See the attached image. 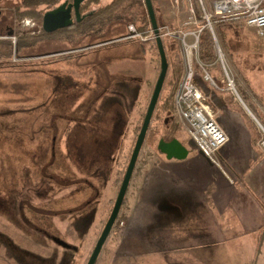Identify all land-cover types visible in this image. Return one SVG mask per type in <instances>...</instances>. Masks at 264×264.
<instances>
[{
	"label": "rangeland",
	"instance_id": "rangeland-1",
	"mask_svg": "<svg viewBox=\"0 0 264 264\" xmlns=\"http://www.w3.org/2000/svg\"><path fill=\"white\" fill-rule=\"evenodd\" d=\"M28 1L0 0L4 26L17 31L20 37L31 36L40 25L31 18L15 22L14 10L24 12L31 8L43 12L45 9L33 7ZM153 7L163 18V24L183 31L192 29L183 26L188 17L185 0H156ZM178 14V24L172 23ZM214 32L235 90L255 119L229 95H221L206 83L201 88L217 120L236 134L238 143L242 144L247 136H257L260 141L264 134V40L243 24L227 23L217 26ZM5 33L0 32L5 37L3 40L11 41L12 55L5 60L0 58V130L3 132L0 138V264H86L112 209L142 124L160 70L158 54L147 53L142 58L146 59L140 72L123 69L121 65L126 66L128 61L120 62L121 65L112 63L113 56L139 55L138 40L94 49L87 46L90 50L56 59H23V56L70 47L54 40L41 41L31 48L17 50L15 55L16 37H7ZM165 41L175 45L180 58V79L183 60L178 42ZM166 56L168 70L157 110L140 150L118 223L106 239L96 264H264V228L239 226L246 218L260 214L264 196H247L248 179L235 177L230 168L224 170L218 162L205 169L203 182L208 183L212 175L217 182L213 199L225 221L220 224L228 225L220 228V243L205 242L208 227L213 223L219 225L203 212L202 207L210 206L208 203L195 207L184 197L162 198L160 204L166 205L167 211L159 207L151 213L167 187L173 186L170 173L164 171L169 161L156 148L160 139L170 140L169 130L174 129L171 115L163 107L176 71L171 52ZM116 71L125 74V80L131 77L134 81L118 80ZM197 80L195 74L194 81ZM111 82H114L112 86ZM108 87L107 94L101 92ZM96 98L99 101H94ZM217 104H223L222 109ZM105 107L109 115L106 121L103 117L97 124L96 117L104 115ZM95 108L98 109L91 119L85 111L93 112ZM4 125H10L7 131L15 126L20 131L7 132ZM179 125L173 138L189 150V157L198 154L204 158L194 150ZM232 145L226 155L236 150L235 144ZM104 158L107 182L102 183L99 200L93 201L87 212H70L81 208L93 194L80 181L88 179L96 187L101 178L97 176L95 180L92 172L96 169L88 170L84 166L92 161V165L101 169ZM173 167L180 180L195 181L192 173L185 172L183 167ZM184 172L188 175L184 176ZM243 188L247 190L242 192ZM175 204L178 207L171 206ZM167 227L177 231L167 232Z\"/></svg>",
	"mask_w": 264,
	"mask_h": 264
},
{
	"label": "built area",
	"instance_id": "built-area-1",
	"mask_svg": "<svg viewBox=\"0 0 264 264\" xmlns=\"http://www.w3.org/2000/svg\"><path fill=\"white\" fill-rule=\"evenodd\" d=\"M185 4L188 17L183 26H190V31H183L179 27L173 29L167 24L159 27L162 39L177 40L183 60V72L173 98L174 111L195 150L208 161L215 162L217 153L228 143L229 138L218 124L212 107L207 102V94L197 81H194V77L196 74L200 82L206 83L210 89L221 95H229L253 118L248 109L234 96L238 93L232 75L224 64L214 31L217 26L227 23L243 24L252 29L257 38L264 40V0H185ZM127 29L128 36L123 39L138 40L142 43L155 41L150 27L147 33L138 32L132 24L128 25ZM189 38L193 39L192 43ZM205 42L211 44L212 54L205 51ZM192 60H195L194 64ZM222 65L228 73V79L223 78ZM258 142L264 154V134Z\"/></svg>",
	"mask_w": 264,
	"mask_h": 264
},
{
	"label": "crops",
	"instance_id": "crops-1",
	"mask_svg": "<svg viewBox=\"0 0 264 264\" xmlns=\"http://www.w3.org/2000/svg\"><path fill=\"white\" fill-rule=\"evenodd\" d=\"M111 1H113V0H100V4H102V6H105V5L109 4ZM177 16L175 18H173L172 23L178 24L179 14ZM162 20H163V18H162ZM164 20L166 22H168L166 19H164ZM165 21H164V23H166ZM127 41H130V40H126L123 38L115 39V40L108 42V43H105V44H98V45H93V46L91 45V46H89V48L94 49V48H99V47H106V46H109L112 44H118V43L127 42ZM140 43H142V42H140ZM89 48H86V49L90 50ZM73 54H76V53H72L71 55H73ZM145 55L141 51V53L139 55H136V56H131V55H129V56H127V55L113 56V62L112 63L114 64L116 62H119V64L121 65L120 62L128 61L126 66L121 65V67L123 69H125V70L129 69L132 71L140 72L141 66L142 67L145 66L144 63H145L146 58L142 59ZM146 57H147V55H146ZM84 69H85V67H84ZM115 76H118V80H120L122 82L134 81L133 80L134 78H131V77H130V79L125 80L126 75L122 74V72L120 73V71H116ZM113 80H114V78H113ZM197 82H199L198 84L201 88V85H203L202 82H200L199 80H197ZM96 83H98V82H96ZM113 83L114 82L110 83L111 86ZM110 87H108L107 89L105 88L101 92H104L107 94V91L110 89ZM207 93H208V91H207ZM94 101H99V98L94 99ZM221 105L223 106V104H221ZM221 105L219 104V106H218V104H217L219 109L221 108ZM106 108L107 107H105V109H104L105 112H104L103 116L97 115V117H96L97 124H100L103 117L105 118L104 121H106V118L108 117L107 115H109L106 112L107 111ZM97 109L98 108H95L93 112L92 111H89V112L85 111V112L88 113V115H91L92 116L91 119H92L96 113L95 110H97ZM218 124L227 133L229 141L217 153V155H216L217 161L210 162L207 159L202 158L201 156L199 157L198 154L194 157L188 156L183 161H173V160L169 161V163H167L168 165H166V168L164 171L170 173V178L172 180L173 186L170 185L169 187H167L166 191L164 192L163 197H161L157 201V203L153 206V209L151 210V213H154V212H156V210L159 207H161V211H167V206L160 204L162 198L172 200V199L177 198V197H184L185 199L189 200V202L194 203L195 207H198L199 203H201V205L208 203L210 206L206 207V205H204V208L202 207V209H204L203 212H205V214L208 215L209 219L212 222H218L219 223V225H217L216 223H213L212 226L208 227V231L206 232V234H204V235H207V239L205 240V242H209V243H220V235H221L220 228L226 227L228 225L220 224L221 222H225V221L221 217L220 210H219L217 203H216L217 201L215 199H213L214 186L217 185V182L213 178V175L211 177H209L210 180L208 183L206 182V184H204V182H203L204 175H205L204 171L206 168H210V167H212V165L214 166V164H216L218 162L219 164H221L224 167V170H226L225 167L230 168V170H232V172L234 173L235 177H237L239 179L245 177L248 179V181H249V191L248 192L249 193H248V195L246 194L247 196H254V197L264 196V154H263V152H262V150L258 144V137L257 136H247L248 138H244L243 143L240 144V143H238V140L236 139V134H234L232 130L228 129L227 126L223 122L218 121ZM9 126L10 125H8V126L4 125L6 131H7V128ZM14 131H20V130L18 129V127L15 126L11 131H7V132H14ZM232 143L235 144L236 150H234L233 153L228 152V154L226 155L225 152L230 150V148H233V145L230 146V144H232ZM228 145L230 146L229 148H228ZM233 155H236V156H233ZM173 166H181L184 168L185 172L192 173L191 176H194L195 181L193 182L192 179H184V180L181 179L180 180L181 177L178 176L179 174L177 173L175 167H173ZM187 170H189V171H187ZM208 171H209V169H208ZM185 172L183 175L184 176L188 175ZM237 178H235V179H237ZM197 189H199V192H197L198 191ZM244 190H247V189L243 188L241 191L243 192ZM260 190H263V191H260ZM242 192L240 195H242ZM196 195H200V196H202V198L197 199L195 197ZM244 195H245V193H244ZM262 204H263V206H261L262 212L260 211L259 215H256V217L252 216L251 219L246 218L244 223H241L239 226H241L243 228H264V203L261 202V205ZM176 205H178V204L171 205V206L178 207ZM231 220H233V219H231ZM228 222H229V220H227V223ZM166 231L167 232H176L177 229H171V228L167 227ZM222 242H224V241H222ZM182 264H183V262H182Z\"/></svg>",
	"mask_w": 264,
	"mask_h": 264
},
{
	"label": "trees",
	"instance_id": "trees-1",
	"mask_svg": "<svg viewBox=\"0 0 264 264\" xmlns=\"http://www.w3.org/2000/svg\"><path fill=\"white\" fill-rule=\"evenodd\" d=\"M151 1L153 5H155L156 0ZM28 3L31 6L33 5V7L44 6L45 9L43 12L31 8H28V10L24 12H19V10L16 9L12 13L14 21L20 22L24 18H31L37 20L39 22V25H41L43 14L46 11L57 7L61 3V0H30L28 1ZM80 13L81 15L85 16L80 22H74L71 26L58 30L55 33L46 34L42 31V35L39 36L37 35L34 37H27L25 35L24 37H20L19 33L14 30L11 36L16 37L17 50L19 51L20 49L26 47L31 48L41 41L48 40H55L61 44L69 46L70 48H79L86 45L93 46L108 43L115 39H121L128 36L127 26L130 24L134 25L136 30L141 33H147L150 27L143 0H113L105 6H102V4H100V0H85L80 6ZM155 15L158 26L161 27L162 25H164L162 18L156 11ZM0 37H3V35H0ZM130 41L132 40L130 39ZM24 42H27L28 44ZM140 46L141 51L144 55H147V53H149L150 51L157 52L155 43H148L147 46H144L143 43H140ZM163 46L165 53H167L168 51L171 52V56H173V61L175 62L174 70H176L175 76H173L175 80L172 83L171 92L166 98V102L163 104L164 111L171 115V127L174 128L173 130H169V132H172L170 134L171 137L169 138L171 139L174 137L175 131L179 129L178 125L180 124L177 116L175 115L173 103L174 93L179 81L180 58L176 52L175 45L169 44L165 41V39H163ZM204 46L205 51L211 52L212 54L211 44L205 42ZM11 55V41L7 39L0 40V58L5 60L10 58ZM142 68L143 67L141 66L140 69L142 70ZM195 69L197 70L196 66ZM157 107L158 105H156L153 117L155 115ZM153 117L151 120H153ZM2 133V130H0L1 139ZM262 240H264V238Z\"/></svg>",
	"mask_w": 264,
	"mask_h": 264
},
{
	"label": "water",
	"instance_id": "water-1",
	"mask_svg": "<svg viewBox=\"0 0 264 264\" xmlns=\"http://www.w3.org/2000/svg\"><path fill=\"white\" fill-rule=\"evenodd\" d=\"M85 0H65L63 3L57 7L46 11L42 16L41 28L46 34L54 33L58 30L67 28L71 26L74 22H80L85 16L80 13V6ZM146 14L150 23V28L155 37L156 51L159 57V74L155 82L151 97L149 99L142 124L140 126L139 132L136 136V140L130 154V158L125 169L117 196L114 201V205L110 212V215L95 243V246L86 262V264H96L98 256L102 250V247L108 238L114 223L120 212V208L124 202V198L134 172L140 150L142 148L144 139L146 137L147 131L151 119L153 117L166 75L168 70L167 56L163 46V39L160 36L159 26L156 20L155 9L151 0H143ZM1 13V12H0ZM255 119V118H254ZM257 121V120H256ZM259 124V123H258ZM192 147L193 143L190 142ZM157 151L164 155L165 159L168 161L176 160L183 161L189 155V150L176 138L166 141L160 139L157 143Z\"/></svg>",
	"mask_w": 264,
	"mask_h": 264
},
{
	"label": "flooded vegetation",
	"instance_id": "flooded-vegetation-1",
	"mask_svg": "<svg viewBox=\"0 0 264 264\" xmlns=\"http://www.w3.org/2000/svg\"><path fill=\"white\" fill-rule=\"evenodd\" d=\"M70 2V1H69ZM63 3V2H62ZM0 32L1 31H4V32H6L5 34H6V36L7 37H9V36H11L12 35V33H13V29L12 28H10V27H8V26H4V24H3V21H4V16L3 17H1L2 16V10L0 9ZM41 21H42V19H41ZM38 32V33H37ZM36 33L35 32H32L30 35L32 36V37H34V36H39V35H42L41 34V32H42V28H41V25H40V28H39V30L37 31ZM55 33V32H54ZM0 35H2V34H0ZM1 39H5V37L3 36V37H0ZM48 41H51V40H48ZM55 41V40H54ZM43 42H45V41H43ZM42 42V43H43ZM16 47H17V45H15L14 47H13V54H15V55H17L16 54V51H17V49H16ZM87 45L86 46H81V47H79V48H70V49H65V50H59V51H54V52H49V53H46V54H33V55H28V56H23L24 58L23 59H32V58H36L37 60H41V59H56V58H61V57H63V56H66V55H69V53H79V52H84V51H86L87 49ZM20 60H22V57L20 58L19 56H17ZM36 61V60H35ZM106 159L104 158L103 159V166H100L101 167V169L100 168H98V166H96V165H92V161H89L84 167L85 168H88V170H91L92 168L93 169H96V172H92L93 173V175H94V177H95V180H96V177L97 176H100L101 178L98 180L99 181V184L95 187L94 185H93V183L91 182V181H89L88 179H82L80 182H83L84 183V185H86L89 189H91L92 190V192H93V194L92 195H90L89 197H88V199L82 204V207L81 208H73V209H70L69 211L71 212V211H76V212H87V210H89V208L93 205V201H94V203H95V201L98 199L99 200V198L98 197H100V195H101V189H102V183H106L107 181H106V174H105V172H104V170L103 169H106L107 167H106V165H105V163H106V161H105ZM172 161V160H171ZM173 161H176V160H173ZM123 178V177H122ZM121 181H122V179H121ZM121 181H120V184H121ZM74 182H76V181H74ZM120 187V186H119ZM49 189H47L46 191H48ZM119 190V189H118ZM97 200V201H98ZM114 205V204H113ZM113 207V206H112ZM122 207V206H121ZM112 210V209H111ZM111 212V211H110ZM109 215H110V213H109ZM109 215H108V217H109ZM119 215V214H118ZM108 217H107V219H108ZM107 219H106V221H107ZM106 221H105V223H106ZM105 223H104V225H105ZM115 223H118V217H117V219H116V221H115ZM115 223H114V225H115ZM104 227V226H103ZM103 229V228H102ZM42 235H46L47 237L49 236V234H42Z\"/></svg>",
	"mask_w": 264,
	"mask_h": 264
},
{
	"label": "bare ground",
	"instance_id": "bare-ground-1",
	"mask_svg": "<svg viewBox=\"0 0 264 264\" xmlns=\"http://www.w3.org/2000/svg\"><path fill=\"white\" fill-rule=\"evenodd\" d=\"M212 52H213V49H212ZM221 70H222V73H223L224 78H225V79H228V78H227L228 73H227V71L225 70V67H224L223 65L221 66ZM228 86H229V85H228ZM230 88H231V85H230ZM227 89H228V88H227ZM234 94H235V93H234ZM234 94H233V95H234ZM234 96H235V97H236V98H237V99H238V100L244 105V107H246L245 103L242 101L241 98H239V95H238V94H235ZM246 108H247V107H246ZM248 112H250L249 109H248Z\"/></svg>",
	"mask_w": 264,
	"mask_h": 264
}]
</instances>
